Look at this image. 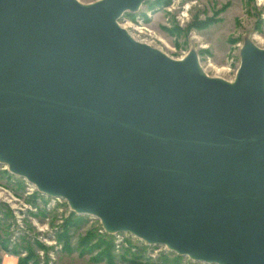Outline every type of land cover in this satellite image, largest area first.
<instances>
[{
  "label": "water",
  "instance_id": "1",
  "mask_svg": "<svg viewBox=\"0 0 264 264\" xmlns=\"http://www.w3.org/2000/svg\"><path fill=\"white\" fill-rule=\"evenodd\" d=\"M144 0H0V164L106 234L264 264V48L231 80L120 26Z\"/></svg>",
  "mask_w": 264,
  "mask_h": 264
},
{
  "label": "rangeland",
  "instance_id": "2",
  "mask_svg": "<svg viewBox=\"0 0 264 264\" xmlns=\"http://www.w3.org/2000/svg\"><path fill=\"white\" fill-rule=\"evenodd\" d=\"M122 18L134 39L171 58L193 50L205 74L225 80L244 41L264 48V0H144ZM73 215L64 200L40 195L0 164V264H207Z\"/></svg>",
  "mask_w": 264,
  "mask_h": 264
},
{
  "label": "trees",
  "instance_id": "3",
  "mask_svg": "<svg viewBox=\"0 0 264 264\" xmlns=\"http://www.w3.org/2000/svg\"><path fill=\"white\" fill-rule=\"evenodd\" d=\"M72 218L76 219V220H77V223H80V222H82V221H83V219H84V218H83V216H81V215H73V217H72ZM71 220H72V219H70V221H71ZM77 223H76V224H77ZM61 238H62V236H60V237H59V239H61ZM59 239H58V240H59ZM81 244H82V246H84V245H85V243H84V242H83V243H81ZM81 244H80V245H81ZM98 244H102V243H98ZM82 246H81V247H82ZM85 250H86V249H85ZM21 260H22V259H21ZM22 261H23V260H22ZM23 262H24V261H23ZM21 264H23V263L21 262Z\"/></svg>",
  "mask_w": 264,
  "mask_h": 264
},
{
  "label": "bare ground",
  "instance_id": "4",
  "mask_svg": "<svg viewBox=\"0 0 264 264\" xmlns=\"http://www.w3.org/2000/svg\"><path fill=\"white\" fill-rule=\"evenodd\" d=\"M120 26H121V25H120ZM121 27H122V28H124V29L126 28L124 25H123V26H121ZM125 30H126V29H125ZM126 31H127V30H126Z\"/></svg>",
  "mask_w": 264,
  "mask_h": 264
},
{
  "label": "built area",
  "instance_id": "5",
  "mask_svg": "<svg viewBox=\"0 0 264 264\" xmlns=\"http://www.w3.org/2000/svg\"><path fill=\"white\" fill-rule=\"evenodd\" d=\"M31 186V185H30ZM32 187V186H31ZM34 188V187H33ZM101 230L103 231V229L101 228ZM104 232V231H103Z\"/></svg>",
  "mask_w": 264,
  "mask_h": 264
}]
</instances>
